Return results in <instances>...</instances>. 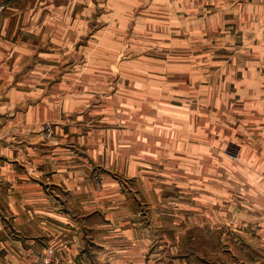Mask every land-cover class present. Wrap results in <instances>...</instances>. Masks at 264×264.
<instances>
[{"label":"crops","instance_id":"1","mask_svg":"<svg viewBox=\"0 0 264 264\" xmlns=\"http://www.w3.org/2000/svg\"><path fill=\"white\" fill-rule=\"evenodd\" d=\"M52 1L6 0L0 15V264H38L48 248L71 264H154L155 228L186 212L182 171L193 178L195 249L207 228L232 225L237 251L257 254L241 264H264V212L217 211L235 182L218 179L201 131L186 147L185 110L155 121L163 103L137 66L128 85L106 83L104 64L86 62L104 53L74 50L88 23ZM192 1L198 64L203 46L225 56L209 70L211 107L264 108V0ZM258 142L240 148L237 169L264 187V132Z\"/></svg>","mask_w":264,"mask_h":264},{"label":"rangeland","instance_id":"2","mask_svg":"<svg viewBox=\"0 0 264 264\" xmlns=\"http://www.w3.org/2000/svg\"><path fill=\"white\" fill-rule=\"evenodd\" d=\"M0 2L5 3L6 0ZM53 2L74 6L72 14L74 21L83 20L88 23L89 29L85 37L75 40L74 50L89 51L90 54L104 53L105 60L91 59L86 62H89V67L104 64L106 71H109V75L105 77L106 83L128 85L131 82L129 71L137 66L138 72L145 74L143 77H138V80H144V84L151 82L154 88V101L163 103V105L159 104L163 110L154 113L155 121L167 120L168 113L174 115L173 108L180 113L185 110L186 147L194 142V131H201L202 139L198 142L203 151L206 150L214 158L212 164L217 166L218 179H225L227 175L228 180L233 179L235 182L234 186L228 189L227 205L220 203L218 197L220 204H217V211L264 212V187H257L256 184L249 182L252 174L248 177L237 169V166L245 163V159L239 153L240 148L259 146V135L264 132V108L244 110L241 107L234 109L226 106L211 107L210 92L207 90L209 70L219 67L215 63L225 61V56L211 58L210 47L203 46L202 54L205 55L202 56L201 66L198 64L195 56H197L196 51L199 53V45L195 44L192 30L195 14L191 9L192 0H54ZM99 34L102 36L98 37ZM105 35L108 36L106 39L110 37L108 42H100L99 39ZM114 37H119L117 39L120 43L116 41L114 44L112 42ZM141 68L147 69V72ZM197 77L198 81L195 79ZM194 88L197 90L195 91ZM211 113L218 114L217 122L211 120V117L215 116ZM249 114L254 120L241 123L242 117ZM230 119L233 120L230 122ZM230 170H234L233 177L231 173L227 174ZM182 172L175 174L180 175L179 180L186 185L185 188L180 187L182 193L184 191L186 193L180 199L186 204V212L180 211L177 215L171 210L170 216H167L168 219L163 223L164 228H155L153 251L148 254V256L152 254L154 264H241L242 260L247 262L251 258L257 259V254L250 250L245 249L243 255L237 251L242 246L232 237L234 233L232 225H228L227 229L224 226L212 230L207 228L202 235L207 238L206 247L202 245V250L200 247L195 249L196 237L192 214L193 178L188 175L190 172L186 171V177ZM228 223H231V220H228ZM252 223L250 221V224ZM246 229L250 232L256 231L254 226L251 228L248 226ZM43 257L44 255L40 256L38 264ZM66 261L71 264L68 259Z\"/></svg>","mask_w":264,"mask_h":264},{"label":"built area","instance_id":"3","mask_svg":"<svg viewBox=\"0 0 264 264\" xmlns=\"http://www.w3.org/2000/svg\"><path fill=\"white\" fill-rule=\"evenodd\" d=\"M4 8H5V4L0 3V15ZM40 264H70V263L66 261L65 258L55 254L53 248H48L46 254L41 259Z\"/></svg>","mask_w":264,"mask_h":264}]
</instances>
